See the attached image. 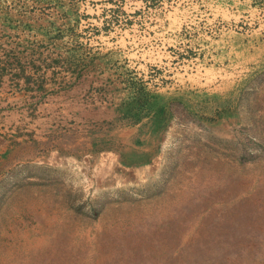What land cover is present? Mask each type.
<instances>
[{
  "label": "rangeland",
  "instance_id": "1",
  "mask_svg": "<svg viewBox=\"0 0 264 264\" xmlns=\"http://www.w3.org/2000/svg\"><path fill=\"white\" fill-rule=\"evenodd\" d=\"M0 57V264H264V0H0Z\"/></svg>",
  "mask_w": 264,
  "mask_h": 264
},
{
  "label": "trees",
  "instance_id": "2",
  "mask_svg": "<svg viewBox=\"0 0 264 264\" xmlns=\"http://www.w3.org/2000/svg\"><path fill=\"white\" fill-rule=\"evenodd\" d=\"M37 69L41 71L42 66H38ZM26 72H28V70L25 66L18 67L15 62H12L10 60H3L0 57V80L7 73H13V76H15V78H20L23 77Z\"/></svg>",
  "mask_w": 264,
  "mask_h": 264
}]
</instances>
